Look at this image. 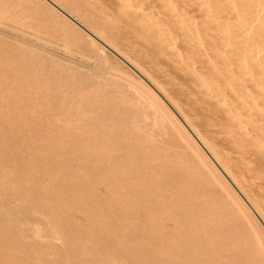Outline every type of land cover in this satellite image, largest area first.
<instances>
[{
  "label": "rangeland",
  "instance_id": "374dc122",
  "mask_svg": "<svg viewBox=\"0 0 264 264\" xmlns=\"http://www.w3.org/2000/svg\"><path fill=\"white\" fill-rule=\"evenodd\" d=\"M53 1L79 20L86 28L91 30V28L95 26L93 30L94 32L97 31V35L101 38L103 37V40L108 41V43H110V45L112 44L111 46L115 48H117L116 45L118 44L117 49L120 48V51H124L123 53L127 57H130L132 61L138 63L142 68L146 67V71L148 70L152 76L154 73V75H158L155 65H153L152 70L150 68L152 64H145L142 60L139 62L137 55L134 56L132 54L131 56V52L127 51L128 49L117 38L113 37L107 29L97 24L96 19L89 14L81 3H78L76 0ZM0 3L3 5V8L0 9V39L3 38L0 40V192L2 193H0V203L2 204L0 205V220L2 221H0V264H195L197 259L206 260L208 257L211 258L214 264H264V231H261L263 228L260 227V223L257 225L259 221L246 206V203L242 201V198L236 193L230 180L225 178L220 171L217 170L216 166L210 162L200 146L196 143V140L186 132L180 117L185 119L195 131L199 129L195 127L197 125H193V123L196 124V121L189 113V110L186 109L188 106H184V104L181 105L179 102L177 103L178 100L176 99L179 98L175 96L174 91L169 90V92L167 90L169 88L171 89L172 85L168 84L170 87L167 84L164 85L161 81L159 82L161 79L158 76V78L153 76L156 81L158 80L157 82L162 88L166 86L164 87V91L169 93L167 95L170 98L173 97L171 102L175 107V111L173 107L164 102L162 97H158L154 94L155 91L150 84L142 79L129 66L124 63L123 66L122 61L116 56L110 52H100L98 54L100 51L99 48H97V51H99L95 54L96 46H93L89 41L87 42L86 39L80 37L79 33L69 26L65 16L53 12L48 7L42 5L39 0H0ZM117 40L120 43H117ZM83 42L89 44H86V50L83 49L85 51L80 47L82 45L84 46ZM91 47L94 54L91 52ZM78 50L80 53L77 52ZM88 52L90 53L87 54ZM81 53H84L82 56L85 59L80 57ZM97 54L98 56H96ZM94 55L96 56L95 58ZM133 56L134 58H132ZM97 57L102 60L97 59ZM90 58L92 63L88 60ZM97 60L104 63L106 62L104 67L101 66L103 63L99 64ZM118 60L120 62H117ZM123 68L125 69L123 70ZM148 68H150V70ZM127 86L129 88H127ZM94 134H96V136ZM197 134L200 135L199 133ZM85 136L87 137L85 138ZM52 140L55 142L52 143ZM70 147L73 149L70 150ZM58 148L61 150L63 148L65 151H61ZM74 149L77 151L74 152ZM64 152L71 153V155L66 157L64 156ZM137 152L141 155L139 158L141 159L139 162L140 164L137 162L139 160L136 158L134 160L133 156L128 155ZM125 153L126 159L119 162V165L115 164L113 165L114 167L111 165V167L108 168V164H111V157L123 155ZM160 154L162 158L159 157L161 156ZM60 155L62 158H60ZM54 156H57L55 158H59L58 162L56 159H53ZM19 157L21 158L19 159ZM96 157H99L98 160ZM74 158H84V160L82 159L83 161L80 160V162H78L79 159L76 160ZM90 158H93V160ZM104 158H106V160ZM96 161L97 164L102 162L100 164L101 167L95 164ZM193 161L195 162L193 163ZM33 162L35 164H33ZM22 163L23 167L20 166ZM146 163L149 165L152 163L151 166L156 169L149 166L148 170ZM128 164L132 165L130 166ZM161 164L163 168L166 167L164 169L165 171ZM84 165L86 168H83L85 167ZM66 166L70 167L67 168ZM196 166L201 168H197ZM25 167L26 169L24 170ZM89 169H92L93 172L92 170L90 172ZM94 169H96L95 173ZM151 169L152 171L150 172ZM122 170L123 172H121ZM168 170L170 171L167 172ZM86 172H90V174ZM166 173L170 181L172 180L174 183L171 182L172 184H167L166 186L168 187H165L164 190L158 191V197L152 196L149 191L143 188L144 185L153 187L151 178L154 176L155 180L159 182V179H162V177L164 178ZM37 174L38 177L36 176ZM85 174H87V177ZM100 175H102V177ZM19 176L22 177L20 178ZM14 177L16 178L14 179ZM94 177L98 180L94 179ZM97 182L101 186L98 185ZM104 182L106 184L108 183V185L110 184V189L112 188L108 193H106V191L109 189V186ZM238 184L240 183L238 182ZM208 186H211L212 189ZM53 187H55V191H53ZM115 187L116 189H114ZM132 187H135V190ZM56 188L60 190V193H58L59 191ZM88 188H90V190ZM18 189L20 190L19 193H21V191L23 193H21L20 196L17 195ZM37 189H40L41 192ZM71 189L74 190V192L73 190L71 191L74 195L70 193ZM125 189L128 190L125 191ZM199 189L200 192L198 191ZM35 190L39 193H36ZM117 190L119 193H115ZM13 191L14 193L11 194L15 196L12 198L14 201L10 202L9 199H11L10 197L12 195H9V193ZM96 191L98 192L95 196L94 193H96ZM123 191L124 193L122 194ZM128 191L131 192L129 193ZM138 191L139 193H137ZM42 192H44V194H42ZM125 192H127V195ZM171 192H175V195ZM66 193L68 194L66 195ZM69 193L70 196H68ZM124 194L125 197H123ZM136 194H138L139 198ZM182 194H184V197ZM23 195L25 197H23ZM120 195L122 196L120 197ZM131 195H133V197ZM176 195L179 197L178 199H176ZM114 196H118L119 198H115ZM135 196L137 197L135 198ZM63 197L68 200L71 197L73 202L67 200V203L66 199H62ZM147 198H149V201L146 200ZM185 198L188 200L185 201ZM59 199H62L65 204ZM84 199H86V201ZM100 199L103 200V202H101ZM121 199L124 201L126 199L129 205L119 211L118 214H116L117 216L111 213H109V215L106 207L116 208L117 202L122 201ZM172 199H175V201H172ZM51 200H53V202ZM139 200L143 201V204ZM69 202H72L73 205ZM104 203L107 206L103 205ZM150 203L153 205L156 204L154 208L157 206V209L160 208L159 205L161 207L164 206L166 209L168 204H172V208H176L177 210L181 207V210H179L180 215L184 213L186 216H190L193 219L190 218L191 220L189 219L190 221L188 222L184 221V216L182 218L180 217V231L174 230L169 234L167 238L168 244L165 247L159 245L158 242L162 238L163 228L165 224H167L166 222H168L169 214H167V212H170V208L164 211L160 208L161 211L158 209V213L157 211L151 212L152 204ZM62 204L64 206H62ZM111 204L113 206H111ZM3 205L6 208L3 207ZM196 206L199 209H196ZM75 207H77V210H75ZM48 208L50 209L48 210ZM11 209L12 211L16 209L15 212L18 214L9 212ZM82 209L84 211L87 210L84 212ZM5 212L9 213L6 214ZM127 212L129 213L128 216L127 214L125 215ZM10 213L12 215L14 214L13 219H15L18 224V226H15V229L13 227L11 228V226H13L11 224H17L15 221L13 223L10 221L13 217L12 215L11 218L9 217ZM134 213L137 214L135 215ZM4 214L9 217L8 220L4 219V217L7 218ZM158 214L161 216L160 218ZM15 215H17V219L19 218V222H17ZM103 215H106V217L104 216L105 218H103ZM107 215L111 217L108 218ZM119 215L124 217V219L121 220L120 218L122 217ZM130 215H133L132 219L137 215L139 217L136 218L140 219H138V221L137 219L132 221ZM118 216L120 217L119 219ZM128 217L130 219H128ZM20 218L23 222L20 221ZM53 218H55L54 221H52ZM91 218H93L95 222L93 219L91 221ZM126 218L130 222V225L127 224L128 221L124 223ZM106 219L110 222L114 221V223L107 222V225ZM135 220L137 223H133ZM192 222H195L196 225ZM95 223H98V225ZM168 223L171 224L170 221ZM6 224H8L11 229ZM70 224L71 228L68 227ZM73 224H76V226ZM4 225L7 226H5L7 230H3V228H5ZM185 225L187 227H185ZM76 227L77 230H75ZM78 227L80 228L78 229ZM13 229L15 233L17 230L16 234L13 232ZM73 232L76 236L71 235ZM77 232L80 233L78 234ZM132 234L133 238L135 237L134 239L130 238ZM136 234L141 238L137 237ZM15 235H17V238ZM151 235L152 237H150ZM32 239L36 240L35 242L38 245L35 244ZM113 239L116 240V244L113 243ZM189 239L194 240L199 246L197 251L198 255L196 254L197 252L192 253L190 250L184 256V260H180L178 259V255L182 254L183 248L189 249L190 247L188 244ZM91 240L95 241L91 242ZM129 240H135L136 242H129ZM68 241L70 242L68 243ZM51 242L54 245H52ZM239 242H241V245H239ZM41 243L43 245L45 244L46 247ZM50 243L51 245H49ZM100 243L102 245H100ZM125 244L127 247L124 246ZM149 244L151 246H149ZM47 245H49V247H47ZM98 245H100V248ZM36 248H38V250H43V253L42 251H39L40 253L37 252L38 250H35ZM57 248L60 251H58ZM101 249H103V251H101ZM205 250L210 251V254H206ZM57 257L58 260L60 258V261L57 260ZM159 258H161L160 261ZM106 260L109 262H106Z\"/></svg>",
  "mask_w": 264,
  "mask_h": 264
},
{
  "label": "bare ground",
  "instance_id": "6f19581e",
  "mask_svg": "<svg viewBox=\"0 0 264 264\" xmlns=\"http://www.w3.org/2000/svg\"><path fill=\"white\" fill-rule=\"evenodd\" d=\"M40 3L46 7H48L53 12L59 13L62 16H65L67 22L74 31L78 32L80 37L89 41L93 46H96V52L98 54L100 52L111 53L116 56L119 60L133 69L142 79H144L148 84L152 86L154 89V94L156 96L162 97L164 102L167 105L173 107L171 99L167 94L168 92L164 91L160 84L154 79V77H159L161 83L164 85H172L171 89H167L168 91H174L175 96L179 99L181 105L184 104L188 106L189 113L191 114L193 119H195L199 130H194L185 119L181 118V123L184 126L186 132L196 140V143L200 146L204 154L208 157L210 162H212L217 170L220 173L230 180V183L233 185L236 193L242 198V201L246 203V206L250 209V211L256 216L257 225L260 223V227L264 231V0H76L78 3H81L85 9L89 12V14L96 19V22L99 26L107 29L111 35L117 38L132 54L144 61L143 63L152 64L150 68L153 70V65H155L156 70L158 71V75H151V73L146 71V67L142 68L138 63L132 61L130 57H127L122 51L118 48L113 47L108 43V41L103 40L99 35H97V31L94 32L93 28L88 29L84 26L79 20L74 18L70 13H68L63 7L54 2L53 0H39ZM3 8L2 3H0V9ZM39 11V10H38ZM34 12V11H33ZM79 17V16H78ZM83 17V16H82ZM80 19V18H79ZM86 20V18H85ZM81 21V20H80ZM89 22V21H87ZM2 23V22H1ZM93 24V22H92ZM88 25V24H87ZM96 25V24H95ZM89 26V25H88ZM91 27V26H89ZM3 30V29H2ZM6 30V29H5ZM97 30V29H96ZM11 33V32H9ZM74 35V34H73ZM111 36V37H112ZM3 39V38H1ZM0 39V40H1ZM42 39V38H41ZM117 43H120L118 42ZM3 41V40H2ZM71 41V40H70ZM6 42V41H5ZM9 42V41H7ZM84 43V42H83ZM16 44V43H14ZM13 44V45H14ZM88 44V43H86ZM86 44L84 46H80L85 49ZM121 44V45H122ZM18 45V44H16ZM80 45V44H79ZM89 45V44H88ZM78 46V45H76ZM123 47V46H122ZM18 48V47H17ZM25 48V47H24ZM67 48V47H66ZM97 48L99 50L97 51ZM68 49V48H67ZM66 49V50H67ZM71 50V49H70ZM86 50V49H85ZM83 50V51H85ZM123 50V49H122ZM26 51V50H25ZM24 51V52H25ZM91 47V52H92ZM108 51V52H107ZM11 52V51H10ZM9 52V53H10ZM75 52V51H74ZM78 53L79 50L77 51ZM126 52V51H125ZM129 52V53H130ZM88 52L87 54H89ZM93 53V52H92ZM102 53V54H103ZM128 53V52H127ZM25 54V53H24ZM84 54V53H83ZM81 53L80 57H83ZM86 54V53H85ZM86 54V55H87ZM94 54V53H93ZM91 54V55H93ZM98 54L96 56H98ZM101 54V55H102ZM10 55V54H9ZM37 55V54H36ZM104 55V54H103ZM128 55V54H127ZM90 56V55H88ZM94 55V58L96 57ZM130 56V55H129ZM134 56L132 58H134ZM86 57V56H85ZM91 57V56H90ZM100 57V55H99ZM84 58V57H83ZM89 58V57H87ZM86 58V59H87ZM93 58V59H94ZM85 59V58H84ZM97 59H100L97 57ZM105 59V58H104ZM89 61L91 60L88 59ZM102 60V59H100ZM102 67L106 62H100ZM117 62H120V61ZM137 60V59H136ZM93 61V60H92ZM105 61V60H104ZM34 62V60H33ZM91 62V61H90ZM96 62V60H95ZM97 62V63H98ZM115 62V61H114ZM92 63V62H91ZM96 64V63H95ZM98 64V65H99ZM121 64V63H120ZM143 65L142 63H140ZM30 65V64H29ZM97 65V67H98ZM92 66V65H91ZM94 66V64H93ZM124 66V65H123ZM146 66V65H144ZM96 67V68H97ZM101 67V68H102ZM23 68V67H22ZM84 68V67H83ZM87 68V67H86ZM100 68V67H99ZM129 68V69H130ZM150 68H148L150 70ZM93 69V68H92ZM98 69V68H97ZM105 69V68H104ZM125 68H123L124 70ZM128 69V68H127ZM103 70V69H101ZM151 70V72H152ZM155 70V69H154ZM6 71V70H5ZM99 71V70H98ZM120 71V70H119ZM9 72V71H8ZM102 72V71H101ZM128 73V72H126ZM153 73V72H152ZM99 75V74H98ZM157 77V78H158ZM92 78V77H91ZM156 78V79H157ZM10 80V79H9ZM140 80V78H139ZM143 81V80H141ZM9 82V81H8ZM95 82V81H94ZM98 82V80H97ZM115 83V82H114ZM129 83V82H128ZM170 85H168L170 87ZM127 88H129L127 86ZM168 88V87H167ZM132 89V88H131ZM173 89V90H172ZM133 90V89H132ZM170 92V91H169ZM138 95V94H137ZM172 96V94H171ZM148 97V96H147ZM144 100V98H143ZM174 103V102H173ZM151 105V104H149ZM176 105V103H175ZM180 105V106H181ZM152 108V107H151ZM150 108V109H151ZM182 108V107H181ZM185 108V107H183ZM127 110V109H126ZM124 111V110H123ZM175 111V110H174ZM185 112V110L183 109ZM183 112V113H184ZM188 112V111H186ZM176 113V112H175ZM179 115V114H178ZM153 116V115H152ZM178 117V116H177ZM190 117V115H189ZM106 118V117H105ZM185 118V117H184ZM100 119V118H99ZM98 119V120H99ZM112 119V118H111ZM106 120V119H105ZM104 121V120H103ZM194 121V120H193ZM194 121V122H195ZM156 124V123H154ZM6 126V125H5ZM7 128V126H6ZM5 128V129H6ZM8 129V128H7ZM102 129V128H101ZM31 131V130H30ZM102 131V130H100ZM111 132V131H110ZM115 133V132H114ZM127 133V132H126ZM199 133L200 135H198ZM3 134V132H2ZM39 134V133H38ZM10 135V134H9ZM8 135V136H9ZM31 135V134H30ZM96 136V134H94ZM108 135V134H107ZM118 135V134H117ZM4 136V134H3ZM7 136V137H8ZM13 136V135H11ZM10 136V137H11ZM120 136V135H119ZM35 137V136H34ZM83 137V136H82ZM87 136H85L86 138ZM109 137V136H108ZM111 137V136H110ZM113 137V136H112ZM151 137V136H150ZM4 140V139H3ZM32 140V139H31ZM146 140V139H145ZM29 141V140H28ZM109 141V140H108ZM113 141V140H112ZM149 141V140H148ZM55 142L52 140V143ZM94 142V141H93ZM31 144V143H30ZM88 144V143H87ZM111 144V143H110ZM113 144V143H112ZM130 144V143H129ZM132 144V143H131ZM53 145V144H52ZM62 145V144H61ZM69 145V144H68ZM71 145V144H70ZM12 146V145H11ZM18 146V145H17ZM44 146V143H43ZM48 146V145H47ZM72 146V145H71ZM78 146V145H77ZM113 146V145H112ZM129 146V145H128ZM144 146V145H143ZM60 147V146H59ZM66 147V146H65ZM64 147V149H65ZM73 147V146H72ZM75 147V146H74ZM3 148V147H2ZM18 148V147H17ZM56 148V147H55ZM71 148V147H70ZM76 148V147H75ZM81 148V147H80ZM83 148V147H82ZM122 148V147H121ZM133 148V147H131ZM143 148V147H142ZM46 149V148H45ZM50 149V148H49ZM60 149V148H58ZM69 149V148H68ZM71 148L70 150H72ZM144 149V148H143ZM149 149V148H148ZM2 150V149H1ZM26 150V149H25ZM52 150V149H51ZM50 150V151H51ZM61 150V149H60ZM67 151V149H65ZM62 150L61 151H65ZM75 150V149H74ZM79 150V149H78ZM81 150V149H80ZM4 151V150H3ZM8 151V150H7ZM44 151V150H43ZM47 151V150H46ZM75 150L74 152H76ZM2 152V151H1ZM72 152V151H71ZM80 152V151H79ZM136 152V149H135ZM155 152V151H154ZM47 153V152H46ZM54 153V151H53ZM52 153V154H53ZM58 153V152H57ZM62 153V152H61ZM137 153H130L128 155L133 156L139 161L141 155ZM7 154V153H6ZM5 154V155H6ZM20 154V153H18ZM43 154V153H42ZM60 154V153H59ZM94 154V153H93ZM153 154V153H151ZM159 154V153H157ZM40 155V154H39ZM44 155V154H43ZM54 155V154H53ZM56 155V153H55ZM58 155V154H57ZM71 155V153L64 152V156ZM80 155V154H79ZM85 155V154H84ZM161 155V154H160ZM167 155V154H166ZM171 155V154H169ZM27 156V155H26ZM74 156V154H73ZM88 156V155H87ZM97 156V155H96ZM101 156V155H100ZM107 156V155H106ZM105 156V157H106ZM154 156V155H153ZM157 156V155H156ZM173 156V154H172ZM177 156V155H176ZM9 157V156H7ZM11 157V156H10ZM29 157V156H28ZM57 162L59 158H55ZM75 157V156H74ZM77 157V156H76ZM143 157V156H142ZM158 157V156H157ZM162 158V155L159 156ZM171 157V156H170ZM175 157V156H174ZM178 157V156H177ZM21 157H19L20 159ZM31 158V157H30ZM36 158V157H34ZM39 158V157H38ZM51 158V157H50ZM49 158V159H50ZM60 158L61 155H60ZM64 158V157H63ZM89 158V157H88ZM97 160L99 157H96ZM155 158V157H154ZM160 158V159H161ZM37 159V158H36ZM35 159V160H36ZM46 159V158H45ZM48 159V160H49ZM78 160L77 158H74ZM84 160V158H82ZM81 158L78 160H82ZM91 159V158H90ZM106 160V158H104ZM126 159V153L119 156L111 157V164H108V168L111 165L118 164ZM147 159V158H146ZM33 160V159H31ZM30 160V161H31ZM47 160V159H46ZM52 160V159H51ZM50 160V161H51ZM64 160V159H63ZM82 160V161H83ZM89 160V159H88ZM93 160V158L91 159ZM167 160V159H166ZM193 160V159H192ZM4 161V160H3ZM2 161V163H3ZM13 161V160H12ZM20 161V160H19ZM41 161V160H40ZM53 161V160H52ZM70 161V160H69ZM87 161V160H86ZM103 161V159H102ZM163 161V159H162ZM165 161V160H164ZM174 161V160H173ZM5 162V161H4ZM21 162V161H20ZM27 162V161H26ZM32 162V161H31ZM35 162V161H34ZM33 162V164H35ZM54 162V161H53ZM56 162V161H55ZM93 162V161H92ZM134 162V163H137ZM191 162V161H189ZM195 161H193L194 163ZM205 162V161H204ZM19 163V162H18ZM24 163V162H23ZM23 163L22 166L23 167ZM47 163V162H46ZM73 163V161H72ZM70 163V164H72ZM102 163V162H101ZM101 163L96 165H100ZM6 164V163H5ZM48 164V163H47ZM60 164V163H59ZM66 164V163H65ZM68 164V165H70ZM120 164V163H119ZM118 164V165H119ZM125 164V162H124ZM137 164V165H138ZM146 167L149 170V166ZM156 164V163H155ZM165 164V162H164ZM17 165V164H16ZM43 165V164H42ZM41 165V166H42ZM50 165V163H49ZM67 165V166H68ZM110 165V166H109ZM130 165V164H128ZM132 165V164H131ZM130 165V166H131ZM144 165V164H143ZM195 165V164H194ZM207 165V163H206ZM19 166V167H20ZM27 166V165H26ZM35 166V165H34ZM40 166V167H41ZM66 166V167H67ZM85 166V165H84ZM139 166V165H138ZM162 166V164H161ZM166 166V165H165ZM164 166V167H165ZM21 167V168H22ZM56 167V166H55ZM61 167V166H60ZM70 167V166H69ZM67 167V168H69ZM73 167V165H72ZM92 167V166H91ZM95 167V166H94ZM97 167V166H96ZM101 167V165H100ZM114 167V166H113ZM153 167V166H151ZM197 168L199 166H196ZM12 168V167H11ZM31 168V167H29ZM35 168V167H34ZM66 168V169H67ZM83 168H86L83 167ZM141 168V167H139ZM156 169L155 167H153ZM163 168V166H162ZM166 168V167H165ZM163 168V170L165 169ZM169 168V166H168ZM193 168V167H192ZM201 168V167H199ZM26 167L24 168V170ZM28 169V168H27ZM32 169V168H31ZM42 169V168H41ZM57 169V168H56ZM55 169V170H56ZM74 169V168H73ZM77 169V167H76ZM93 169V168H92ZM91 169V170H92ZM99 169V168H98ZM107 169V168H106ZM105 169V172L107 171ZM142 169V168H141ZM153 169V172H154ZM158 169V167H157ZM59 170V169H58ZM81 170V169H79ZM84 170V169H83ZM86 170V169H85ZM90 170V169H89ZM90 170V172H91ZM121 170V169H120ZM119 170V171H120ZM134 170V168H133ZM136 170V169H135ZM200 170V169H199ZM27 171V170H26ZM63 171V167H62ZM76 171V170H75ZM96 169H94L95 173ZM115 171V170H114ZM129 171V170H127ZM152 169L150 170V172ZM157 171V170H156ZM160 171V169H159ZM165 171V170H164ZM168 170L167 172H169ZM172 171V170H171ZM12 172V171H11ZM23 172V171H22ZM53 172V171H51ZM90 172H86L90 174ZM93 172V170H92ZM103 172V171H102ZM109 172V170H108ZM113 172V171H112ZM123 172V170L121 171ZM133 172V171H132ZM140 172V171H138ZM144 172V170H143ZM149 172V175H150ZM158 172V171H157ZM80 173V172H79ZM107 173V172H106ZM118 173V172H117ZM129 173V172H128ZM161 173V171H160ZM47 174V172H46ZM59 174V173H58ZM68 174V173H67ZM101 174V173H100ZM103 174V173H102ZM110 174V173H109ZM108 174V175H109ZM113 174V173H112ZM126 174V173H125ZM134 174V173H133ZM137 174V173H136ZM142 174V173H141ZM140 174V175H141ZM146 174V173H145ZM155 174V173H154ZM194 174V173H193ZM15 175V174H14ZM21 175V174H20ZM30 175V173H29ZM50 175V174H49ZM69 175V174H68ZM87 177V174H85ZM92 175V174H91ZM97 175V174H96ZM157 175V174H156ZM4 176V175H1ZM9 176V175H8ZM23 176V175H22ZM22 176H19L20 178ZM33 176V175H32ZM38 177V174L36 175ZM57 176V174H56ZM95 176V174H94ZM102 177V175H100ZM104 176V175H103ZM106 176V175H105ZM117 176V175H116ZM133 176V175H132ZM167 176V177H166ZM35 177V176H34ZM54 177V176H53ZM62 177V176H61ZM71 177V176H70ZM85 177V176H84ZM96 177V176H95ZM94 179H97L95 178ZM100 178L99 176H97ZM131 177V175H130ZM147 177V176H146ZM152 177V176H151ZM166 177V178H165ZM165 180L162 177L159 182L155 180V177L151 178L152 186L144 185L143 188L150 192L152 196L158 197V191L164 190L167 184H172V180L170 181L168 174L165 175ZM173 177V176H172ZM221 177V176H220ZM2 178V177H1ZM16 177H14L15 179ZM50 178V177H49ZM55 178V177H54ZM58 178V177H57ZM79 178V177H78ZM83 178V177H81ZM143 178V177H142ZM179 178V177H178ZM205 178V176H204ZM23 179V178H22ZM37 179V178H36ZM132 179V177H131ZM150 179V177H149ZM176 179V178H175ZM17 180V179H16ZM20 180V179H19ZM61 180V179H60ZM74 180V179H73ZM79 180V179H78ZM81 180V179H80ZM98 180V179H97ZM134 180V179H133ZM142 180V179H141ZM180 180V179H179ZM194 180V179H193ZM207 180V179H206ZM210 180V179H209ZM18 181V180H17ZM22 181V180H21ZM27 181V180H26ZM52 181V180H51ZM69 181V180H68ZM208 181V180H207ZM10 182V181H9ZM92 182V181H91ZM139 182V180H138ZM147 182V181H146ZM167 182V183H166ZM172 182V183H171ZM182 182V181H181ZM201 182V181H200ZM238 182L241 184H238ZM42 183V182H41ZM75 183V182H74ZM105 183V182H104ZM103 183V184H104ZM112 183V182H111ZM192 183V181H191ZM204 183V182H203ZM19 184V183H18ZM34 184V183H33ZM72 184V182H71ZM83 184V183H82ZM98 185H100L97 182ZM102 184V186H103ZM106 184V183H105ZM114 184V183H113ZM143 184V182H142ZM189 184V183H188ZM222 184V183H221ZM239 186H238V185ZM39 185V184H38ZM57 185V184H56ZM84 185V184H83ZM87 185V184H86ZM108 185V183L106 184ZM105 185V186H106ZM177 185V184H176ZM183 185V184H182ZM31 186V185H30ZM50 186V185H49ZM58 186V185H57ZM56 186V187H57ZM62 186V185H61ZM70 186V185H68ZM101 186V185H100ZM109 189L106 193L110 192V184L108 185ZM137 186V185H136ZM141 186V185H140ZM24 187V186H23ZM33 187V186H31ZM73 187V186H72ZM71 187V188H72ZM92 187V186H91ZM90 187V188H91ZM212 189L211 186H208ZM225 187V186H224ZM22 188V185H21ZM26 188V187H25ZM55 191V187H53ZM78 188V187H77ZM90 188H88L90 190ZM93 188V187H92ZM105 188V187H104ZM126 188V187H124ZM130 188V187H129ZM133 188V187H132ZM135 188V187H134ZM133 188V189H134ZM175 188V187H174ZM23 189V188H22ZM50 189V188H49ZM57 189V188H56ZM116 189V187L114 188ZM171 189V187H170ZM169 189V190H170ZM4 190V189H2ZM1 190V191H2ZM7 190V189H6ZM11 190V189H10ZM14 190V189H13ZM25 190V189H24ZM39 192H41L40 189ZM52 190V189H51ZM58 190V189H57ZM56 190V191H57ZM62 190V188H61ZM64 190V189H63ZM73 189L70 190L72 193ZM128 190V189H127ZM125 189V191H127ZM130 190V189H129ZM135 190V189H134ZM182 190V189H181ZM180 190V191H181ZM194 190V189H193ZM208 190V189H207ZM218 190V189H217ZM33 191V190H32ZM36 191V190H35ZM59 191V192H58ZM57 192L60 193V190ZM67 191V190H66ZM69 191V190H68ZM200 192V189L198 190ZM8 192V191H7ZM16 192V189H15ZM20 190L18 189V194ZM26 192V191H25ZM30 192V191H29ZM36 191V193H39ZM74 192V190H73ZM79 192V190H78ZM97 192L94 193L95 196ZM113 192V191H112ZM119 193V191H115V193ZM129 193L131 191H128ZM177 192V190H176ZM219 192V191H218ZM221 192V191H220ZM1 193V192H0ZM10 192L9 195H12ZM70 193L68 196H70ZM76 193V192H75ZM90 193V192H89ZM102 193V191H101ZM121 193V190H120ZM124 191L122 192V194ZM127 192H125L126 194ZM139 193V191L137 192ZM173 193V192H171ZM175 193V192H174ZM173 193V194H174ZM178 193V192H177ZM189 193V192H188ZM216 193V192H215ZM2 194V193H1ZM0 194V195H1ZM4 194V193H3ZM6 194V193H5ZM23 194V193H22ZM31 194V193H30ZM44 194V192H42ZM50 194V193H49ZM68 193H66L67 195ZM73 194V193H72ZM92 194V193H91ZM125 194L123 197H125ZM133 194V193H132ZM185 194V193H184ZM184 194L183 197H184ZM8 195V196H9ZM14 195V194H13ZM11 196L9 199L10 202H13V197ZM35 195V194H34ZM40 195V194H37ZM36 195V196H37ZM74 195V194H73ZM77 195V193H76ZM75 195V196H76ZM87 195V194H85ZM99 195V194H98ZM119 195V194H118ZM127 195V194H126ZM138 196V194H136ZM166 195V194H165ZM175 195V194H174ZM180 195V194H179ZM195 195V194H194ZM199 195V194H198ZM223 195V194H222ZM58 196V195H57ZM74 196V197H75ZM80 196V195H79ZM78 196V197H79ZM82 196V195H81ZM84 196V195H83ZM116 196V195H115ZM114 196V197H115ZM122 195H120L121 197ZM133 197V195H131ZM129 196V197H131ZM135 196V198L137 197ZM143 196V195H142ZM213 196V195H212ZM23 197H25L23 195ZM49 197V196H48ZM73 197V196H72ZM99 197V196H98ZM118 197V196H117ZM115 197V198H117ZM128 197V198H129ZM131 197V198H132ZM144 197V196H143ZM142 197V198H143ZM224 197V196H223ZM9 198V197H8ZM18 198V197H17ZM15 198V199H17ZM47 198V197H46ZM85 198V197H84ZM87 198V197H86ZM90 198V197H89ZM119 198V197H118ZM127 198V199H128ZM134 198V199H135ZM139 198V196H138ZM137 198V199H138ZM176 195V199H178ZM216 198V197H215ZM4 199V198H3ZM6 199V198H5ZM21 199V198H20ZM26 199V198H25ZM62 199H66L63 197ZM59 199V200H62ZM103 199V198H102ZM106 199V198H104ZM130 199V198H129ZM128 199V200H129ZM147 198L146 200H148ZM165 199V198H164ZM181 199V198H180ZM210 199V198H209ZM217 199V198H216ZM220 199V198H219ZM225 199V198H223ZM1 200V199H0ZM12 200V201H11ZM50 200V199H49ZM68 199H66L67 201ZM71 200V197L69 199ZM68 200V201H69ZM86 201V199H84ZM93 200V199H92ZM96 200V198H95ZM120 200V199H119ZM122 200V199H121ZM175 199H172V201ZM188 200L185 198V201ZM211 200V199H210ZM3 201V200H2ZM8 201V200H7ZM24 201V200H23ZM30 201V200H29ZM28 201V202H29ZM32 201V200H31ZM53 202V200H51ZM63 201V200H62ZM67 201V203H68ZM77 201V200H75ZM94 201V200H93ZM92 201V203H93ZM101 202L103 200L100 199ZM132 201V200H131ZM141 201V200H139ZM144 201V199H143ZM141 201V203L143 202ZM149 201V200H148ZM9 202V201H8ZM58 202V200H57ZM64 202V201H63ZM73 202V201H72ZM72 202L70 204H72ZM96 202V201H95ZM99 202V199H98ZM130 202V201H128ZM177 202V201H176ZM182 202V201H180ZM192 202V201H191ZM15 203V202H14ZM40 203V202H39ZM59 203V202H58ZM61 203V201H60ZM66 203V204H67ZM112 203V202H111ZM168 203V202H167ZM229 203V202H227ZM41 204V203H40ZM65 204V202L63 203ZM62 204V206H64ZM90 204V203H89ZM132 204V203H131ZM143 204V203H142ZM152 204V203H150ZM230 204V203H229ZM228 204V205H229ZM0 205H2L0 203ZM61 205V204H60ZM73 205V204H72ZM77 205V204H76ZM105 205V203L103 204ZM116 208L106 207L108 214H118L119 211L123 210L124 207H127L129 204L125 201H118L116 204ZM139 205V204H137ZM141 205V204H140ZM156 205V204H155ZM155 205L152 204L151 212L157 211L160 208L164 211L170 208V212H167L168 222L165 224L163 228V235L159 245L163 247L167 246L168 241L167 238L171 232L174 230H179L180 225V217L184 218V221H190L192 217L186 216L184 213L180 215L179 210L176 208H172V204H166V209L161 207L157 209ZM201 205V204H200ZM204 205V204H203ZM11 206V205H10ZM8 206L9 208H11ZM21 206V205H20ZM38 206V205H37ZM44 206V204H43ZM107 206V205H105ZM109 206V205H108ZM111 206H113L111 204ZM227 206V204H226ZM2 207V206H1ZM3 207H5L3 205ZM2 207V208H3ZM7 207V209H8ZM78 207V205H77ZM75 207V210H77ZM85 207V206H84ZM101 207V206H100ZM130 207V206H129ZM132 207V206H131ZM141 207V206H140ZM1 208V209H2ZM6 208V207H5ZM4 208V209H5ZM13 208V207H12ZM67 208V207H66ZM79 208V207H78ZM93 208V207H92ZM134 208V207H133ZM138 208V207H137ZM3 209V210H4ZM14 209V208H13ZM50 208H48L49 210ZM81 209V208H80ZM101 209V208H99ZM148 209V208H147ZM150 209V208H149ZM196 209L197 208L196 206ZM248 209V210H249ZM1 210V211H3ZM16 210V209H15ZM15 210H9V212L13 213ZM21 210V209H20ZM19 210V212H20ZM47 210V209H46ZM47 210V211H48ZM83 210V209H82ZM87 210V209H86ZM86 210L84 212H86ZM201 210V207H200ZM7 211V210H5ZM42 211V210H41ZM52 211V210H50ZM79 211V210H78ZM91 211V210H90ZM150 211V210H149ZM8 212V213H9ZM30 212V211H29ZM28 212V213H29ZM80 212V211H79ZM83 212V213H84ZM94 212V211H93ZM131 212V211H130ZM137 212V210H136ZM4 213V212H3ZM2 213V214H3ZM6 213V212H5ZM6 213V214H8ZM8 216L11 218L12 214ZM16 213V212H15ZM27 213V214H28ZM132 213V212H131ZM148 213V212H146ZM158 213V211H157ZM182 213V212H181ZM200 213V212H199ZM18 214V213H16ZM26 214V213H25ZM128 212L125 213V215ZM135 214V213H134ZM137 214V213H136ZM135 214V215H136ZM155 214V213H153ZM166 214V215H167ZM203 214V213H202ZM252 214V215H253ZM5 215V214H4ZM14 215V214H13ZM12 215V216H13ZM20 215V214H19ZM64 215V214H63ZM96 215V214H95ZM94 215V216H95ZM110 215V214H109ZM156 215V214H155ZM6 216V215H5ZM16 219H17V215ZM23 216V215H22ZM49 216V215H48ZM90 216V215H89ZM88 216L89 220L90 217ZM98 216V215H97ZM106 215H103L105 218ZM113 216V215H112ZM117 216V215H116ZM121 216V215H119ZM118 216V219L120 218ZM131 220L137 219L130 215ZM143 216V215H142ZM148 216V215H147ZM7 217V216H6ZM5 220H8V218ZM19 217V216H18ZM25 217V215H24ZM42 217V216H41ZM67 217V216H66ZM69 217V216H68ZM108 217V215H107ZM111 217V216H109ZM108 217V218H109ZM122 217V216H121ZM126 217V216H125ZM158 217L160 218L161 216ZM157 217V218H158ZM14 216L10 219L13 223L16 220L13 219ZM27 218V217H26ZM35 218V217H34ZM87 218V219H88ZM96 218V216H95ZM113 218V217H112ZM116 218V217H115ZM128 217V219H130ZM151 218V217H150ZM163 218V217H162ZM191 218V219H190ZM1 219V218H0ZM19 219V218H18ZM17 219V222L19 220ZM30 219V218H28ZM51 219V218H50ZM53 218L52 221H54ZM93 218H91L92 221ZM121 220L124 217L120 218ZM140 219V218H138ZM137 219V221H138ZM147 219V218H146ZM190 219V220H189ZM22 219L20 218V221ZM31 220V219H30ZM29 220V221H30ZM57 220V218H56ZM94 220V219H93ZM105 220V219H104ZM107 220V219H106ZM151 220V219H150ZM156 220V219H155ZM183 220V219H182ZM193 220V219H192ZM1 221V220H0ZM8 221V222H10ZM35 221V220H34ZM63 221V220H62ZM70 221V220H69ZM74 221V220H73ZM72 221V223H73ZM127 218L124 223H126ZM147 221V220H146ZM2 222V221H1ZM7 222V221H6ZM10 222V223H11ZM23 222V221H21ZM26 222V221H25ZM39 222V220H38ZM61 222V221H60ZM71 222V221H70ZM95 222V220H94ZM98 222V221H97ZM114 223V221L107 220L106 223ZM121 222V221H120ZM136 220L133 222L135 223ZM156 222V221H155ZM248 222V221H247ZM8 223V224H10ZM29 223V222H28ZM36 223V222H33ZM104 223V222H103ZM107 223V225H108ZM132 223V222H131ZM137 223V222H136ZM187 223V222H185ZM196 225L195 222H192ZM201 223V222H200ZM8 224H6L8 226ZM17 224V223H16ZM21 224V223H20ZM77 224V223H76ZM76 224H73L76 226ZM98 225V223H95ZM94 224V225H95ZM101 224V223H99ZM130 225V222L128 223ZM139 224V223H138ZM144 224V223H143ZM157 224V222H156ZM188 224V223H187ZM191 224V223H190ZM1 225V224H0ZM4 225V227L6 226ZM11 228L15 229L14 224H11ZM63 225V224H62ZM69 225V224H68ZM103 225V224H102ZM128 225V226H129ZM133 225V224H132ZM142 225V224H141ZM6 226V227H7ZM22 226V225H21ZM38 226V225H37ZM74 226V227H75ZM144 226V225H143ZM153 226V225H152ZM184 226V225H183ZM1 227V226H0ZM3 227V224H2ZM3 228L7 230V228ZM9 227V226H8ZM33 227V226H32ZM71 228L70 226H68ZM73 227V228H74ZM94 227V226H93ZM120 227V225H119ZM133 227V226H132ZM137 227V226H135ZM139 227V226H138ZM149 227V226H148ZM157 227V226H156ZM185 227H187L185 225ZM10 228V227H9ZM10 228V229H11ZM24 228V226H23ZM57 228V227H56ZM65 228V227H64ZM69 228V229H70ZM80 227H78L79 229ZM85 228V227H84ZM92 228V227H91ZM90 228V229H91ZM125 228V227H124ZM129 228V227H128ZM2 229V228H1ZM13 229V232L15 231ZM19 229V228H18ZM34 229V228H33ZM66 229V228H65ZM115 229V228H114ZM130 229V228H129ZM134 229V228H133ZM144 229V228H143ZM181 229V227H180ZM255 229V228H254ZM59 230V229H58ZM77 230V227L75 228ZM81 230V229H80ZM126 230V229H125ZM184 230V229H183ZM28 231V230H27ZM25 231V232H27ZM37 231V230H36ZM74 231V230H73ZM84 231V230H83ZM123 231V230H122ZM142 231V230H141ZM180 231V230H179ZM2 232V231H1ZM10 232V231H9ZM32 232V231H31ZM69 232V231H68ZM127 232V231H126ZM143 232V231H142ZM5 233V232H4ZM12 233V232H11ZM15 233V232H14ZM17 233V230H16ZM15 233V234H16ZM19 233V232H18ZM21 233V232H20ZM78 233V232H77ZM80 233V232H79ZM78 233V234H79ZM122 233V232H121ZM186 233V230H185ZM10 234V233H9ZM23 234V233H22ZM27 234V233H26ZM61 234V233H60ZM74 234V232H73ZM72 236H76L75 234ZM100 234V233H98ZM106 234V233H105ZM118 234V233H117ZM134 234V233H133ZM132 234V239L133 238ZM14 235V234H13ZM115 235V234H114ZM126 235V234H125ZM128 235V234H127ZM137 237L141 238L136 234ZM140 235V234H139ZM145 235V234H144ZM159 235V234H158ZM157 235V236H158ZM17 238V235H15ZM28 236V235H27ZM34 236V235H33ZM82 236V235H81ZM85 236V234H84ZM100 236V235H99ZM118 236V235H117ZM123 236V235H122ZM143 236V235H142ZM148 236V235H147ZM3 237V236H2ZM8 237V235H7ZM29 237V236H28ZM27 237V238H28ZM36 237V236H35ZM78 237V236H77ZM109 237V236H108ZM112 238V236L110 235ZM152 237V235L150 236ZM179 237V236H177ZM190 237V236H189ZM264 237V236H263ZM262 237V238H263ZM26 238V235H25ZM31 238V237H30ZM146 238V237H145ZM154 238V237H153ZM257 238V237H256ZM37 239V238H36ZM84 239V238H83ZM92 239V238H91ZM109 239V238H108ZM138 239V238H137ZM148 239V238H147ZM146 239V240H147ZM152 239V238H150ZM28 240V239H27ZM31 240V239H30ZM33 240V239H32ZM67 240V239H66ZM111 240V239H110ZM114 240V239H113ZM181 240V239H180ZM198 240V239H197ZM8 241V240H7ZM34 242L36 240H33ZM32 241V242H33ZM39 241V240H37ZM46 241V240H43ZM76 241V240H75ZM90 241V238H89ZM95 241V240H94ZM91 240V242H94ZM139 241V240H138ZM143 241V240H142ZM4 242V241H3ZM42 242V241H41ZM70 241H68L69 243ZM114 240L113 243H115ZM129 242H136L130 241ZM128 242V243H129ZM140 242V241H139ZM182 242V241H181ZM203 242V239H202ZM209 242V241H208ZM25 243V242H24ZM45 243V242H43ZM52 243V242H51ZM51 243L49 245H51ZM60 243V242H58ZM74 243V240H73ZM150 243V242H148ZM199 243V242H198ZM31 244V243H30ZM34 244V243H33ZM35 244H37L35 242ZM40 244V243H39ZM42 244V243H41ZM72 244V243H71ZM116 244V243H115ZM153 244V243H151ZM185 244V242H184ZM190 245L189 249L183 248L182 254L178 255V259L184 260V256L188 251H192V253H196L198 251L199 246L194 242V240L189 239ZM22 245V244H21ZM38 245V244H37ZM43 245V244H42ZM45 245V244H44ZM43 245V246H44ZM47 245V247H49ZM52 245H54L52 243ZM61 245V244H60ZM77 245V243H76ZM100 245H102L100 243ZM100 245L99 248H100ZM119 245V244H118ZM210 245V244H209ZM208 245V246H209ZM241 245V242H239ZM11 246V245H10ZM107 246V245H106ZM114 246V245H113ZM122 246V245H120ZM126 246V244L124 245ZM137 246V245H135ZM149 246H151L149 244ZM205 246V245H204ZM251 246V245H250ZM15 247V246H14ZM19 247V246H18ZM21 247V246H20ZM27 247V246H26ZM46 247V245H45ZM62 248V246H60ZM76 247V246H75ZM79 247V246H78ZM81 247V246H80ZM127 247V246H126ZM142 247V245H141ZM155 247V246H154ZM160 247V246H159ZM158 247V248H159ZM210 247V246H209ZM35 248V247H33ZM103 248V247H102ZM136 248V247H135ZM247 248V247H246ZM64 249V248H62ZM98 249V248H97ZM127 249V248H126ZM157 249V248H156ZM207 249V248H206ZM35 250H38L36 248ZM58 250V248H57ZM82 250V249H81ZM248 250V248H247ZM22 251V250H21ZM29 251V250H28ZM43 250H38L37 252ZM60 251V250H58ZM73 251V250H72ZM99 251V250H98ZM103 251V249H101ZM112 251V250H111ZM131 251V250H130ZM158 251V249H157ZM174 251V250H173ZM249 251V250H248ZM16 252V251H15ZM54 252V251H53ZM52 252V253H53ZM79 252V251H78ZM120 252V251H119ZM124 252V250H123ZM168 252V250H167ZM175 252V251H174ZM40 253V252H39ZM50 253V252H49ZM61 253V252H60ZM59 253V254H60ZM102 253V252H101ZM127 253V252H126ZM173 253V252H172ZM206 254H210V251L205 250ZM227 253V252H226ZM30 254V252H29ZM65 254V253H64ZM105 254V253H103ZM115 254V253H114ZM128 254V253H127ZM156 254V253H155ZM198 255V252L196 253ZM201 254V253H199ZM264 254V253H263ZM14 255V254H13ZM70 255V254H69ZM80 255V254H79ZM195 255V254H194ZM222 255V254H221ZM29 256V255H28ZM32 256V255H31ZM115 256V255H114ZM119 256V255H118ZM196 256V255H195ZM15 257V256H14ZM19 257V255H18ZM59 257V256H58ZM57 257V260H58ZM77 257V256H76ZM147 257V256H146ZM191 257V255H190ZM225 257V256H224ZM264 257V256H263ZM46 258V257H45ZM61 258V256H60ZM60 258L58 261H60ZM65 258V257H64ZM69 258V257H68ZM193 258V257H192ZM21 259V258H20ZM38 259V258H37ZM42 259V258H40ZM84 259V258H83ZM121 259V258H120ZM130 259V258H129ZM156 259V258H155ZM161 258H159L160 261ZM163 259V258H162ZM24 260V259H22ZM43 260V259H42ZM109 260V259H107ZM106 262H109L107 261ZM158 260V259H157ZM167 260V259H166ZM195 260V259H194ZM57 261V262H58ZM66 261V260H65ZM91 261V259H90ZM132 261V260H129ZM136 261V260H135ZM162 261V260H161ZM225 261V260H224ZM1 262V261H0ZM46 262V260H45ZM96 262V261H95ZM164 262V261H163ZM168 262V261H167ZM226 262V261H225ZM32 263V262H31ZM68 263V262H67ZM130 263V262H129ZM57 264V263H56ZM79 264V263H78ZM110 264V263H109ZM195 264H214L211 261V258L208 259H197Z\"/></svg>",
  "mask_w": 264,
  "mask_h": 264
}]
</instances>
